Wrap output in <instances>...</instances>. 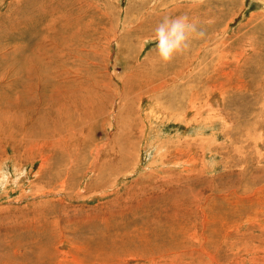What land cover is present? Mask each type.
<instances>
[{
  "label": "rangeland",
  "instance_id": "obj_1",
  "mask_svg": "<svg viewBox=\"0 0 264 264\" xmlns=\"http://www.w3.org/2000/svg\"><path fill=\"white\" fill-rule=\"evenodd\" d=\"M263 74L260 0H0V264H264Z\"/></svg>",
  "mask_w": 264,
  "mask_h": 264
},
{
  "label": "clouds",
  "instance_id": "obj_2",
  "mask_svg": "<svg viewBox=\"0 0 264 264\" xmlns=\"http://www.w3.org/2000/svg\"><path fill=\"white\" fill-rule=\"evenodd\" d=\"M260 2L264 3V0ZM154 31L155 50L164 66L172 62L177 55L188 50L191 39L204 35L187 16L164 17Z\"/></svg>",
  "mask_w": 264,
  "mask_h": 264
},
{
  "label": "bare ground",
  "instance_id": "obj_3",
  "mask_svg": "<svg viewBox=\"0 0 264 264\" xmlns=\"http://www.w3.org/2000/svg\"><path fill=\"white\" fill-rule=\"evenodd\" d=\"M190 11V10H189ZM183 16H187V15H183ZM188 17V16H187ZM200 17V16H199ZM189 18V20L192 22V23H194V22H198V23H200L199 21H198V16L196 15L195 17L194 16H191V17H188ZM203 18V17H202ZM202 18H199L200 20L202 19ZM159 22V21H158ZM195 24V23H194ZM196 25V24H195ZM211 40H213V39H211ZM219 42H217V44H218ZM223 47V46H222ZM224 55V54H223ZM187 64V63H186ZM184 66V65H183ZM190 67V66H189ZM263 68V67H262ZM166 70V69H165ZM183 71H185V70H183ZM194 71V70H193ZM192 72V71H191ZM193 75V74H192ZM264 75V74H263ZM190 76V75H189ZM206 83L208 84V82L206 81ZM216 85V84H215ZM213 86H214V83H213ZM193 88H196V87H193ZM210 88V87H209ZM214 88V87H213ZM134 89V88H133ZM136 89V88H135ZM189 89V88H188ZM217 89V88H216ZM198 90V89H197ZM207 90V89H206ZM134 91V90H133ZM190 91V90H189ZM211 91V90H210ZM152 93V92H151ZM186 95V94H185ZM184 95V96H185ZM151 96V95H150ZM188 96V95H187ZM186 96V97H187ZM197 96V95H196ZM19 98V97H18ZM22 98H24V97H22ZM22 98H19L20 100H17L16 102H17V104H20V103H22ZM192 98V97H191ZM190 99V98H189ZM195 98H192L191 99V101H190V103L189 104H191L192 106H194V104H195ZM197 101L199 102V100L197 99ZM185 105V104H184ZM198 105V104H197ZM187 106V105H186ZM16 107H18L19 109L22 107V105H17ZM195 108V107H194ZM199 110H201V109H199ZM204 111V110H203ZM201 112V111H200ZM199 114V113H198ZM195 116V115H194ZM199 116H201V115H199ZM197 117V116H196ZM16 118L18 119V121L13 117L12 118V124H13V129H16V125H19L20 127H19V129L20 130H22V127H23V125H24V122H22V118L21 117H19V113H18V110L16 109ZM19 119H20V122H19ZM7 120V119H6ZM194 120V119H193ZM8 121V120H7ZM197 121V120H196ZM195 122V121H194ZM21 123V124H20ZM197 123V122H196ZM0 124H4L3 122H1L0 121ZM0 129H2V128H0ZM28 131V130H27ZM27 131H26V133H27ZM35 132L37 133V134H39V135H41L38 131H36L35 130ZM21 136V135H20ZM42 136V135H41ZM4 138H8V140H9V142L8 143H10V145H11V148H14V150L16 149V140L14 139V138H12V135H11V133H9V132H7V131H5V132H3L2 134H0V155H1V153H3V147H2V143H3V140H5ZM46 143H47V141H46ZM27 144H26V142H24L21 146H26ZM42 146H44V145H42ZM8 151V149H6V152ZM133 155H134V153L131 151V150H127V152H125V159H126V161L128 160H130L132 157H133ZM46 157V156H45ZM48 157V156H47ZM50 160V158L48 159V158H46L45 159V163H47L48 164V161ZM127 161V162H128Z\"/></svg>",
  "mask_w": 264,
  "mask_h": 264
}]
</instances>
